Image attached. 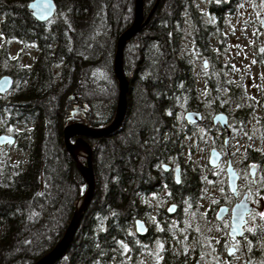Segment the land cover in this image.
I'll use <instances>...</instances> for the list:
<instances>
[{
  "label": "trees",
  "instance_id": "obj_1",
  "mask_svg": "<svg viewBox=\"0 0 264 264\" xmlns=\"http://www.w3.org/2000/svg\"><path fill=\"white\" fill-rule=\"evenodd\" d=\"M30 1L0 0V76L15 79L14 90L0 100V134L16 135L27 152L26 159L0 157V264H32L48 252L84 194L86 181L65 150L63 130L74 122L103 127L114 119L116 45L133 21L135 0H55L47 22L30 14ZM237 1L205 0L201 9L198 0H144V12L156 13L123 50L125 123L109 137L90 138L96 190L67 257L54 264H110L115 246L123 260L135 220L149 216L148 196L159 191L165 162L182 167L181 185L166 179L174 200L196 213L203 179L183 164L192 127L180 114L199 109L195 62L212 54L210 40L222 33L217 20L234 13ZM253 1L264 7V0ZM13 43L34 48V62L23 63V51L12 57ZM206 74L214 87L238 98L242 116L243 92L236 96L232 78L221 70ZM205 220L200 224L207 230L209 214ZM157 225L168 223L159 219Z\"/></svg>",
  "mask_w": 264,
  "mask_h": 264
},
{
  "label": "flooded vegetation",
  "instance_id": "obj_2",
  "mask_svg": "<svg viewBox=\"0 0 264 264\" xmlns=\"http://www.w3.org/2000/svg\"><path fill=\"white\" fill-rule=\"evenodd\" d=\"M229 14L231 13L225 12L223 17L217 20L222 33L218 38L210 40L212 54L206 55L203 53L197 61L200 62L203 59L201 70L197 77L198 91L196 101L199 109L195 111L201 113L202 118L198 123L192 124L191 127L192 132L194 131L195 133L196 143H201L203 139L208 136L206 139H208L209 153L212 149H216L221 154V161L216 168L210 167L208 162V166L211 168V176L216 181V188L214 189L215 192L210 191L209 200L211 201V208L206 213L209 214L211 232H213L214 227L216 229H219L220 226L223 228L219 230L221 235H219L218 239L213 237L209 238L211 246L213 245L219 252L225 251L227 253L229 248H236L235 246L240 245L243 264H264V217L260 215L264 213V146L250 143L248 139H250L251 132L247 129L250 119L257 118L258 126L261 127L260 131L262 135H264V114L263 117L257 116L254 111L256 107H254L250 97H247L246 102L245 99H241L242 116L238 114V98H229V94L226 90L227 88H225L227 85L224 87L225 89H217L214 87L209 81L210 76L206 74V72L212 73L215 70L229 72L230 68H234L232 64H230V61L228 62V60H225V62H222L218 56V54L223 55L225 53V39L232 36L233 30L235 31V28L233 29L232 25L228 23ZM213 22H215V20ZM227 28L230 29V34L225 32V30H228ZM189 32L191 33V31ZM2 41L3 42L0 43V48L5 47V40L2 39ZM214 42L217 43L216 47ZM251 52L253 53V57L251 62L248 63L249 68L259 65L264 67V39H261L259 34L255 33V38L251 42ZM242 83L243 79H241L240 84L234 83L235 86L233 89L235 87L239 88L237 89L236 96H239L241 92H243L241 97L245 98L246 92L244 84ZM260 83L258 92L262 99L258 101V105L264 111V106H262L264 103V71L261 74ZM218 97L222 98L219 99ZM232 106H234V109H231ZM219 112H223L228 116L229 126L226 129H223L220 124H213V118ZM238 119L240 120L239 122ZM238 131H240L239 134L245 132L246 135L247 141L245 140L246 144L243 151L235 148L234 138L237 136ZM14 136L16 137V145L18 146L19 137L16 135ZM182 161L183 164L189 165L192 174L202 176L203 179L200 169L192 160L186 161L184 157ZM228 162H231L239 176L237 194L232 193L228 187L226 174ZM163 164L169 165V168L164 169L162 167ZM163 164H161L160 170L162 176L161 187L158 192L148 196L150 200L149 216L136 219H141L146 223V232L144 234L137 233L134 222L130 234L133 242L131 243V250L123 251L122 255L124 258L121 260V249L115 246L112 249L113 257L110 260V264H143L148 257L151 260L153 259L152 263L148 264H193L196 261L199 262L197 256L208 247V244L205 246L204 243H202V238L205 237V235H203V229L201 227L198 228L199 231H195L194 228L178 224L179 220L183 221L182 216L185 212L191 215L192 213L191 210L187 211L185 209L186 203L182 202L178 205L174 200L172 186L170 183L166 182V179L172 180L174 185H181L182 167L166 162ZM177 169L180 171L181 180L179 183L175 180V172ZM221 169L225 171V178L218 182L216 172ZM187 173H189V171H187ZM203 183L204 179L200 186L198 204H200L205 191ZM244 196L247 197V201L252 206V209L251 212L247 214V222L243 228L242 237L234 240L229 236L231 210L233 205ZM257 197L259 201L262 202L259 205L256 202ZM172 203L176 204L177 208L174 212L168 213L167 207ZM220 206H226L228 208V213L223 219L217 220L216 213ZM257 207H260V209L257 210ZM197 214L196 212L194 215ZM256 214H258L257 217ZM159 219L167 221L168 225L158 226L157 220ZM175 221L177 223H175ZM194 221L197 223L196 220ZM185 255H187L186 258L184 257Z\"/></svg>",
  "mask_w": 264,
  "mask_h": 264
},
{
  "label": "water",
  "instance_id": "obj_3",
  "mask_svg": "<svg viewBox=\"0 0 264 264\" xmlns=\"http://www.w3.org/2000/svg\"><path fill=\"white\" fill-rule=\"evenodd\" d=\"M30 14L39 22H47L52 19L57 10L55 0H31L28 3ZM150 14L146 16L144 12V0L134 1V16L131 25L123 31L118 37L116 52L114 57V75L118 82V101L114 119L106 126L93 127L82 123L67 124L63 130V143L65 150L73 159L79 173L86 181V191L84 195L77 201L76 209L62 235L56 244L44 255L39 257L32 264H54L62 254L69 248L77 230L79 229L84 213L86 212L93 195L95 193V176L93 171V146L88 142V139L106 138L115 134L124 124L127 114V94L129 92V80L127 79L123 68V50L126 44L149 23ZM261 25L264 26V16L260 18ZM205 65V64H204ZM14 84V79L11 75H3L0 77V95L7 93ZM202 118L201 113L196 111H186L184 119L187 124L198 123ZM213 124H220L223 129L228 128V116L223 112L217 113L213 118ZM16 138L10 134H0V146L13 145ZM86 156L85 163H82L78 154ZM221 154L218 150L212 149L209 155V165L213 168L219 166ZM164 169H168L169 165L163 164ZM228 187L230 191L237 194V183L239 180L238 173L233 168L231 162H228L226 167ZM176 182H180L179 169L175 172ZM177 205L172 203L167 207L168 213L176 210ZM252 206L248 203L247 197H242L237 201L231 210V226L229 236L234 240L241 238L243 228L246 224L247 214L251 212ZM228 213L226 206H220L216 213V219H223ZM137 233L144 234L146 232V223L138 219L135 221ZM236 248L231 247L227 250L228 255H233ZM193 264H199L196 261Z\"/></svg>",
  "mask_w": 264,
  "mask_h": 264
},
{
  "label": "rangeland",
  "instance_id": "obj_4",
  "mask_svg": "<svg viewBox=\"0 0 264 264\" xmlns=\"http://www.w3.org/2000/svg\"><path fill=\"white\" fill-rule=\"evenodd\" d=\"M157 1L158 0H155L156 2L155 4H157ZM198 3L201 9L205 7V0H198ZM236 6H237L236 11L233 14L228 15V19H229L228 23L232 25L233 29L235 28V31L233 30V35L225 39L226 42L225 53L223 55L218 54V56L219 59L222 60V62L228 60V62L230 61V64H232V66L234 67V68H230L229 72H226L227 78H232V81H234L235 84H240L241 79H243L242 84H244L246 96L245 98L241 97V99H245L246 102L247 97H250L252 99L254 107H256L254 111L256 112L257 116L263 117L264 111L258 105V101L262 99L258 91H259V85L261 84L260 77L262 72L264 71V67L259 65L256 67L249 68L248 63L251 62L253 57V53L251 52V42L255 38L256 31H259V35L261 39H264V28H260V27L258 28V26L260 25V16L261 14L264 13V7L260 4L258 5L253 0H238ZM153 11L155 14L156 13L155 9H153ZM153 11H150V13L146 14V16H149L150 14L153 15ZM151 16L150 18L152 19ZM190 29L191 26L188 23H185L186 40L188 41L190 40V32H189ZM227 29L228 30H225V32L230 34V29L229 28ZM2 39L3 38L0 36V43L3 42ZM216 46L217 43H215V47ZM8 50H9V54L11 55H15L20 51H23V56H22L23 63L32 64L35 58L37 57V51L34 48L22 47L19 43L10 44ZM202 60L197 63L195 62L197 72H200L201 70V66L203 62ZM4 68L9 69V67L6 66H4ZM1 75H3V73ZM1 97H5V96L4 95L0 96V100H2ZM262 106H264V103L262 104ZM231 109H234V106H232ZM184 114L185 111L184 112L182 111L180 114L181 119L183 121H185ZM247 129H249L251 132L250 139H248V141L255 145L264 146V135H262L260 131L261 127L258 126L257 118L250 119L247 125ZM239 132L240 131H238L237 136L234 138L235 148L243 151L244 146L246 144L245 140L247 141V139L244 131H243L244 133L241 134H239ZM206 138H208V136ZM206 138H204L201 143H196L194 131L189 133V136L187 138V144L189 149L187 148L186 161L192 160V162L200 169V173L203 175V179H204L203 185L205 191L203 198L201 199L199 204L200 207L196 209V212L198 214L191 215L190 213L185 212L182 216L183 221L179 220L178 224L183 225L185 227L194 228L195 231H199L198 228L202 226L200 224L201 222L204 223L206 222L205 220L207 214L206 212L211 208V201L209 200L210 191H214V189L216 188L215 187L216 181L212 178L210 171L211 168L208 166L209 145H208V139ZM189 150H192V153H189L190 152ZM26 155H27L26 150H22L19 146L0 147V157L3 158H9L15 161L23 158L26 159ZM216 175L218 178V182L221 181L223 178H225L224 169L217 171ZM256 202L258 205L262 203L261 201H259L258 197ZM185 209L187 211L190 210L187 204H185ZM259 209L260 207H257V210ZM257 215L258 214H256V217ZM194 220H196L197 223H195ZM176 221L175 223H177ZM201 228L203 229V235H205V237L202 238V243H204L205 246L208 244V247L204 249L199 256H197V259L199 260L200 264H243V256L240 250V245L239 246L232 245L237 248L236 252L233 255H228L225 251L219 252L217 248H214L213 245L211 246L209 238L213 237L218 239L219 235H221L219 230L223 229L221 228V226L219 227V229L218 228L216 229L214 227L213 232H211L210 226L209 229L207 228V230L206 227H201ZM74 238L72 242L75 240ZM67 254L68 252L65 255H63L62 258L67 257ZM152 260L148 257V259H146L143 264L152 263Z\"/></svg>",
  "mask_w": 264,
  "mask_h": 264
},
{
  "label": "snow or ice",
  "instance_id": "obj_5",
  "mask_svg": "<svg viewBox=\"0 0 264 264\" xmlns=\"http://www.w3.org/2000/svg\"><path fill=\"white\" fill-rule=\"evenodd\" d=\"M260 215H261L262 217H264V213H261Z\"/></svg>",
  "mask_w": 264,
  "mask_h": 264
},
{
  "label": "bare ground",
  "instance_id": "obj_6",
  "mask_svg": "<svg viewBox=\"0 0 264 264\" xmlns=\"http://www.w3.org/2000/svg\"><path fill=\"white\" fill-rule=\"evenodd\" d=\"M63 255V254H62ZM61 257V256H60ZM59 259V258H58Z\"/></svg>",
  "mask_w": 264,
  "mask_h": 264
}]
</instances>
